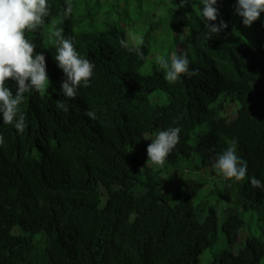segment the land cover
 Masks as SVG:
<instances>
[{"label":"trees","instance_id":"16d2710c","mask_svg":"<svg viewBox=\"0 0 264 264\" xmlns=\"http://www.w3.org/2000/svg\"><path fill=\"white\" fill-rule=\"evenodd\" d=\"M130 1L48 0L50 15L26 33L45 54L51 85L44 94L25 93L23 133L0 114V264H200L219 243L217 214H204V204L195 203L196 180H178L174 190L154 169L173 173L193 158L212 170L234 139L248 170L241 181L216 174L215 192L228 205L220 235L234 244L244 214L264 222V191L250 183L252 177L264 183V114L253 109L252 91L264 83V13L247 30L252 46L235 31L237 0H218L215 23H228L219 33L210 31L200 0L184 7L180 0H154L159 11L150 23L142 20L145 0ZM114 15L134 17L145 28L143 43L122 46L126 33ZM59 29L95 65L75 99L55 86L65 79L54 60ZM149 37L154 58L160 41L170 40L164 57L176 47L197 74L169 82L155 62L141 73ZM8 86L15 92L14 81ZM155 91L166 93V104L151 103ZM229 101L239 103L234 117L221 114ZM90 110L95 120L85 115ZM169 127L181 128L179 143L162 165L147 161V146ZM210 264H264V229L250 234L236 255L220 252Z\"/></svg>","mask_w":264,"mask_h":264},{"label":"clouds","instance_id":"9594fccd","mask_svg":"<svg viewBox=\"0 0 264 264\" xmlns=\"http://www.w3.org/2000/svg\"><path fill=\"white\" fill-rule=\"evenodd\" d=\"M188 0H180L178 7H184ZM202 15L209 22L210 31L219 33L228 28V23L219 17L218 0H200ZM72 6L68 4L62 15L68 18ZM264 13V0H237L234 14L242 18V24L250 27ZM50 15L48 0H0V114L4 124H12L19 133L25 129V115L21 111L25 93L32 90L41 91L50 83L47 72L46 57L43 51L37 52L36 44L26 37L27 32H35L40 28L45 18ZM63 30H56L53 35L57 38V48L54 60L62 70L65 79L61 83V91L65 98L75 99L78 88L83 84L89 85L95 65L83 57L73 43V39L65 37ZM122 46L125 40L120 41ZM142 44V38L139 39ZM138 56L143 58L139 46L135 49ZM155 63L164 71L165 79L176 82L180 76L189 78L198 70L189 69L190 61L186 54L170 57L157 56ZM14 81L16 88L13 92L8 81ZM56 107L65 109V104L57 100ZM91 120L96 119L94 111L85 113ZM181 128L169 127L159 130L158 134L147 146V161L162 165L180 140ZM4 136L0 134V146L4 144ZM212 167L216 174L226 179L241 181L248 170L247 161L237 155V141L232 140L227 148L217 155ZM253 187L264 191V183L252 177Z\"/></svg>","mask_w":264,"mask_h":264},{"label":"rangeland","instance_id":"374dc122","mask_svg":"<svg viewBox=\"0 0 264 264\" xmlns=\"http://www.w3.org/2000/svg\"><path fill=\"white\" fill-rule=\"evenodd\" d=\"M130 1V0H129ZM131 2V1H130ZM158 5L153 0H145L142 2V20L146 23L152 22L155 18H157L158 15ZM111 20L116 21L118 25L124 29L126 33V43L131 46H136L139 44V39L143 37V34L145 32V28L139 23L135 21L134 17L131 18H117V15L112 16ZM235 23V31L244 37L249 43H251L252 46H255V41L252 38V35L250 34V31L253 27H246L240 24V19L238 15H236V18L234 19ZM254 30V29H253ZM252 30V31H253ZM150 44H151V53L148 57V60L141 71V73L145 74L148 72V69L150 68V65L155 62L154 53L152 49L155 47L154 42L152 38H150ZM180 39L182 40V35H180ZM170 40H161L159 49L160 53L159 56H164L168 53V47ZM159 44V43H158ZM176 47L172 46L171 51L169 52V57L172 54H175ZM51 85V82L46 86L44 90L39 91L40 94H44V92L47 90V88ZM57 89H61V86L59 84L55 85ZM252 91L255 97L257 98V103L254 106L255 111H259L261 114H264V83L259 82L255 85H252ZM168 96L166 93L162 91H155L150 96V101L153 105H164L167 103ZM239 107L238 101L234 102H227L224 105V110H221V114L224 116L234 117V114L236 110ZM228 114V115H227ZM158 177L168 181L169 183H172V185H175V182L178 180H196L198 182V186L195 189L196 191V198L195 203L196 204H204V214H207L209 211L208 209H213L217 214V223L219 228V238H218V244L209 251H206L202 256L199 257L200 264H210L213 259H215L216 255L220 252L227 251L229 253H232L236 255L240 248L245 244L247 237H249L250 234L255 236H260L263 233L264 229V222H256V218L250 217L248 214H244L245 217L244 223L245 228L239 232V235L236 239V242L234 244H229L225 237L220 235V225L222 223V213L224 212L225 208L228 206L227 203L223 201L221 198L220 192H215L216 189V183H217V176L215 169H206L202 170L200 167L199 162H196V159H191L190 162H178V166L176 167V170L173 173L166 172L160 173L155 168ZM177 187L175 185L174 190H176Z\"/></svg>","mask_w":264,"mask_h":264}]
</instances>
